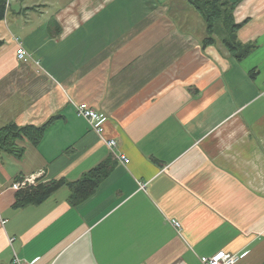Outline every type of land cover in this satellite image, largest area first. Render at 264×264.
Returning <instances> with one entry per match:
<instances>
[{"label":"crops","instance_id":"0c3cea01","mask_svg":"<svg viewBox=\"0 0 264 264\" xmlns=\"http://www.w3.org/2000/svg\"><path fill=\"white\" fill-rule=\"evenodd\" d=\"M6 1L0 128L46 126L37 144L16 140L21 155L0 152V264L15 252L32 264H203L222 249L264 264V0H232L238 37L254 44L242 59L192 0ZM80 102L107 116L114 149ZM102 163L87 199L72 204L64 185L14 207L16 181H75Z\"/></svg>","mask_w":264,"mask_h":264},{"label":"trees","instance_id":"16d2710c","mask_svg":"<svg viewBox=\"0 0 264 264\" xmlns=\"http://www.w3.org/2000/svg\"><path fill=\"white\" fill-rule=\"evenodd\" d=\"M195 5L203 11L208 24L210 35L215 34L216 24L220 20H225V28L228 34L223 38L224 44L233 53V55L242 59L248 55L254 48L253 44L244 43V45L237 36L239 24L233 21V9L238 1L231 0H192ZM230 5V7H228ZM7 1L0 0V20L5 16ZM230 11V12H229ZM214 41L213 37L205 39V43ZM3 40L0 39V47L3 45ZM240 48H244L240 51ZM45 124L18 126L15 123H10L0 128V152L3 150L14 152L21 155L24 151L23 147H19L16 140L23 135H27L32 141L37 144L42 138L45 130ZM110 166L107 163H102L86 173V175L75 181L68 182L65 178L52 179L45 182H39L36 185H29L17 190L16 200L14 202L15 208H20L29 204H38L51 196L59 188L68 185L71 190L70 201L76 204L87 199L96 190L98 184L108 174Z\"/></svg>","mask_w":264,"mask_h":264},{"label":"built area","instance_id":"2783aa9c","mask_svg":"<svg viewBox=\"0 0 264 264\" xmlns=\"http://www.w3.org/2000/svg\"><path fill=\"white\" fill-rule=\"evenodd\" d=\"M16 53L20 59L23 60L27 59L26 58L27 51L20 42L18 44ZM75 111L78 116L87 118L90 121L92 126H94L97 129V133L100 135V138L104 137L103 141L108 147L114 149L117 146L116 139L105 135L103 124L107 120V116L101 110H99L98 108L92 105H89L86 102H80L75 105ZM118 158L124 165L130 162V158L125 153H118ZM33 183H35V176H26L21 180H18L15 183H13L12 187L15 189H20L23 187H27ZM171 223L177 228L178 232H180L181 230L180 221L175 218H172ZM13 240L14 238H10V241ZM238 258L239 257L236 253H232L225 249H222L210 256L203 255L200 257L203 264H234L238 260ZM13 260L16 264H32L30 261L21 259L16 252L14 253Z\"/></svg>","mask_w":264,"mask_h":264},{"label":"rangeland","instance_id":"374dc122","mask_svg":"<svg viewBox=\"0 0 264 264\" xmlns=\"http://www.w3.org/2000/svg\"><path fill=\"white\" fill-rule=\"evenodd\" d=\"M203 1V0H202ZM205 1V0H204ZM232 1V0H231ZM176 4L179 6V7H181L182 5H185L186 4V0H177L176 1ZM181 5V6H180ZM228 7H230V5H228ZM234 10V9H233ZM230 12V11H229ZM232 13H233V11H232ZM232 17H233V15H232ZM224 23V21L221 23V25H220V37L221 38H224L227 34H228V32H227V29L225 28V23ZM237 33V36H238V32H236ZM238 39H239V37H238ZM242 42V41H241ZM243 44H244V42H242ZM250 44H253V43H250ZM244 45H248V44H244ZM254 45V44H253ZM244 48H240V51H242ZM28 55V54H27ZM26 58H27V56H26ZM27 60V59H26ZM25 60V61H26ZM106 134V133H105ZM103 139H104V137H101V140H102V142L104 143V141H103ZM104 145H106L105 143H104ZM170 222H171V219H170ZM180 223H181V221H180ZM182 224V223H181ZM182 226V225H181Z\"/></svg>","mask_w":264,"mask_h":264}]
</instances>
